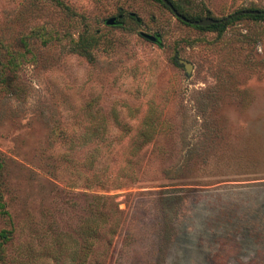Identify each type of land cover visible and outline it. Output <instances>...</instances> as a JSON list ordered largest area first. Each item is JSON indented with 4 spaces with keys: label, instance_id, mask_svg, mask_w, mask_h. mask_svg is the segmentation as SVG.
Listing matches in <instances>:
<instances>
[{
    "label": "rangeland",
    "instance_id": "374dc122",
    "mask_svg": "<svg viewBox=\"0 0 264 264\" xmlns=\"http://www.w3.org/2000/svg\"><path fill=\"white\" fill-rule=\"evenodd\" d=\"M235 18L218 32L157 0H0V264H264V18Z\"/></svg>",
    "mask_w": 264,
    "mask_h": 264
},
{
    "label": "water",
    "instance_id": "95a60500",
    "mask_svg": "<svg viewBox=\"0 0 264 264\" xmlns=\"http://www.w3.org/2000/svg\"><path fill=\"white\" fill-rule=\"evenodd\" d=\"M161 2L167 8H169V10L171 11V13L173 14V16L176 19H178V20H180V21H182L184 23L191 24V25H197V26H208V25H211V24L223 23V22H226V21H228V20H230L232 18L240 16L242 14H260V13L264 14V10H262V11L261 10H240V11L234 12L232 14H229L227 16H224L222 18H213V17L207 16V17H204V18H201V19L192 20L190 18H187L185 15L181 14L174 7V5L172 4L171 1H169V0H161ZM131 15L134 16L133 13H131ZM120 17L121 16H119V18ZM116 19H117L116 17H111V18H108L107 20H105V22L108 25H113V24L117 23ZM137 21H139V19H137ZM140 35L142 37H144L145 39H147V40L159 42L158 34L151 35V34H148L146 32H140ZM178 63L182 64L186 71H190V69L192 67V64L190 62H188L187 60L181 59V58L178 59Z\"/></svg>",
    "mask_w": 264,
    "mask_h": 264
},
{
    "label": "trees",
    "instance_id": "16d2710c",
    "mask_svg": "<svg viewBox=\"0 0 264 264\" xmlns=\"http://www.w3.org/2000/svg\"><path fill=\"white\" fill-rule=\"evenodd\" d=\"M159 1L165 8H167L162 2L161 0H157ZM172 2V4L174 5V7L183 15H185L187 18H190L192 20H197V19H201V17H197V16H189L187 15L186 13H184L180 7V5H178L176 2H174L173 0H169ZM169 10V8H167ZM241 10H264V9H259L257 7H254V6H249V7H246V8H243ZM170 11V10H169ZM240 11V10H239ZM171 12V11H170ZM208 16V15H207ZM242 17H249V18H253V19H259V18H264V14H242L240 16H237L235 19H240ZM180 21V20H179ZM233 21V18L226 21V22H223V23H219V24H211V25H208V26H197L195 25L196 28L200 29V30H207V29H214V30H217L218 32H222L226 26ZM182 22V21H181ZM184 23V22H183ZM187 24V23H186ZM4 159L1 158L0 159V218H4V219H7L8 221H10V215H9V212L6 208V205H5V202H4V197H3V177H2V173H1V169L4 165ZM10 224V223H9ZM14 227L11 226V228L9 229H1L0 230V262H1V250H2V245L4 242L7 241V239H9V236L13 234L14 232Z\"/></svg>",
    "mask_w": 264,
    "mask_h": 264
}]
</instances>
